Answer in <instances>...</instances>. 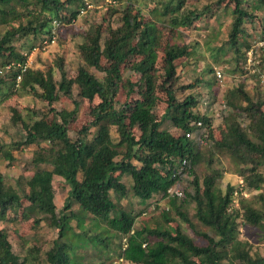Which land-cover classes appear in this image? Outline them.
I'll return each mask as SVG.
<instances>
[{
	"label": "trees",
	"instance_id": "1",
	"mask_svg": "<svg viewBox=\"0 0 264 264\" xmlns=\"http://www.w3.org/2000/svg\"><path fill=\"white\" fill-rule=\"evenodd\" d=\"M151 1L154 7L147 9L151 19L127 2L116 30L105 32L95 26L87 33V43L80 51L87 66L104 74L102 80L84 67L78 68L74 78H67L59 65L61 79L56 82L51 71L18 68L17 64H25V56L15 43L46 34L53 21L61 24L66 19L70 24L84 7L82 0H0V72L6 66L15 70L8 81L6 76L0 82V99L8 93V96L32 95L49 107L48 114L34 112L36 118L28 123L20 113L13 116L25 133L22 141L14 144L16 148L46 143L33 154L35 171L26 180L24 193L20 195L6 185L0 174L1 221L8 213L18 212L24 200L28 205L23 208L22 219H30L37 212L57 230V238L44 252V260L37 264H86L83 250L89 246L105 255L114 253L126 264H264V257L251 256L248 244L239 240L237 234L239 218L245 224L264 227V205L244 208L242 213L233 208L235 187L226 184L222 190L218 186L221 178L218 172L212 171L202 179L198 177L195 166L200 153L185 136L194 135L196 124L201 123L203 131L199 137L206 134L213 150L225 154L237 166L241 190L258 191L264 185L260 171L264 167V100H254L241 85L229 90L225 98L229 109L224 119L227 129L219 140H214L210 119L197 110V99L187 96L178 101L171 92V84L177 80L178 61L189 56V51L185 46L161 43L163 27L169 32L189 28L204 12L188 9L187 0ZM232 2L235 16L228 43L236 47L244 17L248 15L240 0ZM64 11L69 15L62 14ZM123 70L137 76V81L127 84L128 93L132 91L138 99L132 96L133 101L117 109L115 102L124 80ZM17 76H20L18 82ZM159 79L162 81L157 84ZM74 85L82 100L91 103L97 98L99 102L90 109V121L72 140L68 136L69 123L76 118L78 104L70 112H58L50 107L57 101L59 92L69 95ZM192 87L190 84L181 88ZM157 89L165 92L167 105L163 116L168 115L173 131L161 129V120L157 118L146 123L152 104L158 101ZM48 116L51 118L47 119ZM134 124L138 126L136 134ZM112 127L116 139L110 134ZM4 147L0 145V157L12 161L11 152ZM55 176L69 186L64 211L58 217L52 189ZM124 176L131 180L129 189L121 182ZM182 182H186L181 188L183 196H168V206L174 211V218L192 231V236L178 225L170 226L173 221L170 209L160 212L164 226L134 228L135 216L118 210L110 196L114 193L116 201H120L129 190L141 202H147L155 194L167 196L169 188ZM189 203L194 205L196 222L209 232L196 231L181 211ZM73 204L77 212L70 209ZM71 219L75 220V227L71 226ZM40 221L39 218L33 223L37 226ZM0 264H29L13 253L3 229L0 230Z\"/></svg>",
	"mask_w": 264,
	"mask_h": 264
},
{
	"label": "rangeland",
	"instance_id": "2",
	"mask_svg": "<svg viewBox=\"0 0 264 264\" xmlns=\"http://www.w3.org/2000/svg\"><path fill=\"white\" fill-rule=\"evenodd\" d=\"M82 2L84 7L80 9L77 18L70 24L65 22L66 19L61 24L57 21L58 26H53L52 22L46 34L37 37L30 36L15 43L19 52L25 56V65L28 68L42 72L51 71L54 80L58 82L61 79L58 71L59 65L67 78H74L78 68L84 67L91 75L102 80L104 74L87 66L80 51V47L87 43V33L95 26L105 32L108 29L116 30L121 25L122 7L127 2L139 7L141 14L150 19L152 17L150 9H147L154 7V2L151 0H82ZM240 2L241 8L248 16L244 17L242 33L238 36L236 47H231L228 43V35L235 16L233 13L235 4L232 0L223 3L218 0H187L186 7L188 9L204 12L201 18L189 28L169 32L163 27L162 30L164 36L161 37V43L163 45L168 42L169 45L185 46L189 51V56L183 61H178L177 80L171 84V92L178 101L187 96H194L197 99V110L200 114H206L210 119V130L214 140H219L222 132L227 129L224 119L227 117L229 109L226 108L225 98L229 90L241 85L243 90L254 100L257 98L264 100V0H240ZM62 14L69 15L67 11ZM51 36L55 38L53 43L50 42ZM105 36L106 33L103 34V38ZM45 41L47 44H44ZM160 61L161 54L159 53L158 64ZM103 62L102 60L101 63ZM6 67L0 73V82L6 76L8 78L5 80L8 81L9 75L15 71ZM214 71L222 73L221 81L216 80ZM122 76L124 80L115 102L117 109L122 108L124 103L134 100L131 98L134 96L132 91L128 93L127 82L137 81V76L128 70H123ZM161 81L162 79L157 80V84H160ZM190 84L193 86L190 89L183 90L181 88ZM0 87H2L1 83ZM155 93L158 101L152 104L146 117V123L150 124L157 118L161 120V129L173 131L168 115L163 116L167 105L165 92L157 89ZM8 94L7 97L0 99V145H4V149L11 152L13 160L8 161L0 157V174L6 185L15 188L22 195L26 189V180L35 171V165L32 163L33 154L39 147H45L46 143L16 148L14 144L21 142L25 133L21 125L15 122L16 118L13 116L20 113L28 123L36 118L34 112L48 114L49 107L45 101L32 95L8 96ZM134 98L138 99V96H134ZM98 102L97 98L91 103L82 100L79 96V89L74 85L70 89L69 95L59 92L57 101L50 108L58 112H70L74 109V105L78 104L76 118L69 123L68 129L69 138L74 140L78 130L90 121V109ZM50 118L51 116L47 117V119ZM204 128L207 130L206 127ZM135 129L136 134L137 124H134L133 130ZM202 131V129L196 128L193 137L189 139L198 147L200 153V160L195 166L198 177L202 179L212 171L220 173L221 178L218 180V186L222 190L225 189L226 184L235 187L233 208L240 213L244 208L254 209L263 206L264 185L258 191H242V180L236 172L237 166L228 156L213 150L212 141L206 138L205 133L204 137H199ZM110 134L113 139L117 138L115 128L110 129ZM134 164L136 163L134 162ZM260 171L264 175V167ZM121 182L129 189L131 185L129 177L124 176ZM185 186L186 182H182L177 188ZM52 189L53 202L58 217L64 211L63 207L67 202L69 186L62 178L55 176L52 181ZM110 196L118 210L129 212L135 216L134 228L165 225L160 212L170 208L167 196L164 194H155L152 200L147 202H141L129 190L127 196L120 201H116L114 193H110ZM27 205L23 200L18 212L8 213L4 221L0 220V230L6 231L12 251L20 260L24 259L29 264H37L44 260V252L57 238V230L50 226L44 215L37 212L33 213L30 219H22L23 208H26ZM70 209L77 212V206L74 204ZM180 209L195 226L196 231L209 232L196 222L193 204H184ZM169 214L173 219L171 227L178 225L188 234L193 235L186 224L174 218L173 210L170 209ZM39 218L41 221L35 226L33 222ZM70 224L75 227V220L71 219ZM237 224L238 239L248 244L250 255L264 257V227L259 228L245 224L240 218L237 220ZM83 254L86 257V264H126L118 260L114 253L105 255L92 246L83 250Z\"/></svg>",
	"mask_w": 264,
	"mask_h": 264
},
{
	"label": "built area",
	"instance_id": "3",
	"mask_svg": "<svg viewBox=\"0 0 264 264\" xmlns=\"http://www.w3.org/2000/svg\"><path fill=\"white\" fill-rule=\"evenodd\" d=\"M59 24H58V22L57 21H53V26H58ZM54 40H55V38L53 37V36H51V40H50V42L51 43H53L54 42ZM44 44H47V41H45L44 42ZM18 68H21L22 69V71H25V69L27 68V66L24 64L23 66H20V65H16ZM6 68H10V66H8V67H6ZM1 73V72H0ZM215 76H216V79L218 80V81H221V79H222V73L220 72V71H215ZM16 80H17V82L20 80V76H17L16 77ZM200 126H201V123H197L196 124V128H200ZM186 138H188V139H190L193 135L191 134V133H187L186 135ZM185 161H183L182 162V164L183 165H185ZM179 185L177 184V185H174L173 187H171V188H169L167 191H166V195H167V197L168 196H172V195H175V196H177V197H182L183 196V193H182V189L179 187V188H177Z\"/></svg>",
	"mask_w": 264,
	"mask_h": 264
},
{
	"label": "crops",
	"instance_id": "4",
	"mask_svg": "<svg viewBox=\"0 0 264 264\" xmlns=\"http://www.w3.org/2000/svg\"><path fill=\"white\" fill-rule=\"evenodd\" d=\"M173 129V128H172ZM170 131V130H169Z\"/></svg>",
	"mask_w": 264,
	"mask_h": 264
}]
</instances>
